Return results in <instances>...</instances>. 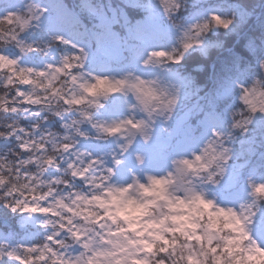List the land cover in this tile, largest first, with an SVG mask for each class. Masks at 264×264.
Masks as SVG:
<instances>
[{
	"label": "clouds",
	"instance_id": "9594fccd",
	"mask_svg": "<svg viewBox=\"0 0 264 264\" xmlns=\"http://www.w3.org/2000/svg\"><path fill=\"white\" fill-rule=\"evenodd\" d=\"M0 264H264V0H0Z\"/></svg>",
	"mask_w": 264,
	"mask_h": 264
}]
</instances>
